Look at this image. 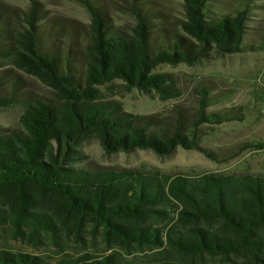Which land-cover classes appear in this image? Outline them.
Masks as SVG:
<instances>
[{
    "label": "trees",
    "instance_id": "1",
    "mask_svg": "<svg viewBox=\"0 0 264 264\" xmlns=\"http://www.w3.org/2000/svg\"><path fill=\"white\" fill-rule=\"evenodd\" d=\"M30 1L20 29L11 31L0 13V57L10 58L17 69L53 90L55 102L28 99L18 129L0 133V227L9 223L15 234L36 245L43 235L54 238L57 233L81 239L87 228L101 234L107 250L166 245L172 254L157 264H192L188 259L205 255L264 264V176L188 178L93 168L82 164L79 151L90 137L106 154L151 150L164 157L177 148L200 150L201 125L234 119L207 113L206 92H201L196 119L185 133L179 120L170 130L156 131L148 117L98 101V87L119 80L127 90L154 93L161 100L178 97L171 75L153 70L161 65L193 66L212 51L241 53L248 10L211 21L206 17L208 0H182L181 29L187 38H180L151 31L146 2L130 3L136 23L126 34L109 25L101 0H79L90 16L82 30L55 26L54 20L39 24L43 17L35 0ZM74 44L81 46L80 53L73 50ZM2 86L0 77V108L24 100L14 79L6 91ZM169 204L179 207L177 225L183 232H174L176 225L163 237V229L152 222L165 216ZM0 264L50 263L0 251ZM57 264H118V258L116 253L84 254Z\"/></svg>",
    "mask_w": 264,
    "mask_h": 264
},
{
    "label": "rangeland",
    "instance_id": "2",
    "mask_svg": "<svg viewBox=\"0 0 264 264\" xmlns=\"http://www.w3.org/2000/svg\"><path fill=\"white\" fill-rule=\"evenodd\" d=\"M30 2L0 0V13L7 18L11 31L20 29V25L25 26L22 23L23 14L28 12ZM35 2L39 17H43L39 24L54 20L55 26L70 25L77 30L90 24V16L79 0ZM141 2H146L151 11L148 17L151 31L161 30L175 37L187 38L181 29V23L185 21L182 0H101L100 4L106 9L109 25L116 31L130 34L136 23L128 10L130 3ZM243 9L248 10V17L241 53L221 55L212 51L193 66L161 65L153 70V73L171 75L179 91L178 97L161 100L154 93L127 90L119 80L98 87V101L115 104L122 113L148 117L156 131L170 130L179 120L184 132L189 133L203 91L208 95L207 113L233 116V120L218 125H201L197 133L200 150L177 148L173 154L164 157L155 155L151 150L106 154L98 141L90 137L79 148L82 164L93 168L158 172L188 178L207 174L264 176V0H208L206 17L212 21L232 16ZM60 36L58 39L62 41ZM45 44L50 47L47 41ZM74 46L73 50L80 53L81 46ZM0 77L3 91L14 79L19 93H23L21 99H24L0 108V133L18 129L19 118L28 99L55 102L53 90L17 69L10 58L0 57ZM164 210L165 216L152 222L153 227L163 229V237L177 225L180 209L169 204ZM176 231L183 232V228L177 225ZM0 251L38 256L50 264H57L63 259H77L84 254L100 256L112 253L117 254L118 264H157L159 258L172 254L166 245L160 249L114 246L107 250L101 234H92L90 228L82 233L81 239L57 233L54 238L43 235L41 243L36 245L15 234L9 223L0 227ZM188 261L192 264H243L241 258L222 259L207 255Z\"/></svg>",
    "mask_w": 264,
    "mask_h": 264
}]
</instances>
